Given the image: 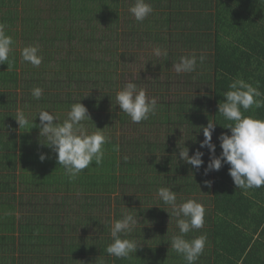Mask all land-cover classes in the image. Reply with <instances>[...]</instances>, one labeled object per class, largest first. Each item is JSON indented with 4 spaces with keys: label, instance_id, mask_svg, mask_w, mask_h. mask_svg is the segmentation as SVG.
Here are the masks:
<instances>
[{
    "label": "trees",
    "instance_id": "obj_1",
    "mask_svg": "<svg viewBox=\"0 0 264 264\" xmlns=\"http://www.w3.org/2000/svg\"><path fill=\"white\" fill-rule=\"evenodd\" d=\"M134 2L0 0V23L14 41L11 67L0 64V264H187L170 247L179 229L159 187L175 191L178 204L193 199L205 209L203 227L185 236H207L195 264H264V186L237 189L228 164L205 174L209 150L200 148L209 121L217 156L218 137L231 134L218 103L233 79L264 94V0H146L153 12L143 22L129 12ZM26 46L38 47L39 66L23 60ZM192 55L196 70L177 74L180 57ZM128 82L157 101L155 115L140 123L116 105ZM35 87L43 89L39 100ZM79 101L88 133L97 127L108 142L101 165L70 179L32 126L41 110L63 123ZM241 111L264 120V105ZM184 147L189 156L204 153L200 168L179 158ZM125 211L142 219L122 235L139 246L117 258L104 250Z\"/></svg>",
    "mask_w": 264,
    "mask_h": 264
},
{
    "label": "clouds",
    "instance_id": "obj_2",
    "mask_svg": "<svg viewBox=\"0 0 264 264\" xmlns=\"http://www.w3.org/2000/svg\"><path fill=\"white\" fill-rule=\"evenodd\" d=\"M129 12L136 21L143 22L153 12V8L146 0H135L129 7ZM5 29L6 25L0 23V64L7 62L8 67H11L10 52L14 41L6 34ZM38 53V47L26 46L22 49L21 56L24 61L39 66L43 57ZM154 54L165 57L168 55L167 50L161 48L154 49ZM204 60L205 57L201 55L199 62L203 63ZM196 67L195 55L182 56L179 63L174 65L177 74L193 72ZM228 88L229 90L224 93V100L218 103V113L231 122L224 126L230 129L231 134L222 133L218 137L222 151L217 156L216 145L212 143V133L216 124L209 121L207 126L203 127L204 140L200 142V148L209 150V163L205 174L219 171L224 164H228L229 175L237 189L260 188L264 186V120L245 116L241 109L247 111L253 105L257 108L261 107L264 101L257 98L264 94L242 78L233 79ZM42 94V88L32 89V96L35 99L39 100ZM116 105L119 106L120 111L130 117L133 123L149 119V116L155 115L157 110L156 99H149L145 90L138 88L137 84L132 82L126 83L117 91ZM37 116L40 124H33L32 127H39L40 137L46 140L43 144L53 149L57 163L64 168L65 174L70 179H75L93 161L96 166L102 164L103 145L108 142L107 138L97 127L91 134L88 133L82 121L91 118L87 108L80 101L70 106L63 123H57V117L46 110H41ZM15 120L19 128L29 125V120L20 109H17ZM113 150L119 151V145H114ZM203 155V152L196 150L189 156L187 147L179 151V158L197 169L204 163ZM39 158L43 161L46 156L41 154ZM205 185L210 187L211 181H205ZM157 195L164 204L171 207L176 219V227L179 229V234L171 237L170 247L181 254L187 264H195L204 252L207 236L202 234L191 240L186 239L185 236L193 229L203 227L205 215L203 205L193 199L178 204L176 192L169 187H159ZM137 223L139 221L130 211L123 212L121 218L111 225L112 242L104 251L117 258H127L131 253H136L139 244L133 239L122 238V235L127 237Z\"/></svg>",
    "mask_w": 264,
    "mask_h": 264
},
{
    "label": "rangeland",
    "instance_id": "obj_3",
    "mask_svg": "<svg viewBox=\"0 0 264 264\" xmlns=\"http://www.w3.org/2000/svg\"><path fill=\"white\" fill-rule=\"evenodd\" d=\"M43 10H44V12H45L44 15L47 16V15H48V8H47V7H44ZM87 131H89V129H88ZM115 205H116V204H115V202H114V203L112 204V206H115ZM134 205H136V204H134ZM141 221H142V219H139V222H141Z\"/></svg>",
    "mask_w": 264,
    "mask_h": 264
}]
</instances>
